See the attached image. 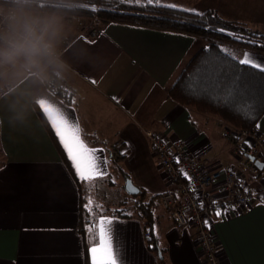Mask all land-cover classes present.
I'll use <instances>...</instances> for the list:
<instances>
[{"label": "crops", "instance_id": "obj_1", "mask_svg": "<svg viewBox=\"0 0 264 264\" xmlns=\"http://www.w3.org/2000/svg\"><path fill=\"white\" fill-rule=\"evenodd\" d=\"M170 4L194 12L214 9L222 17L250 27L264 25V0L159 3ZM9 8L0 6L4 11ZM33 13L59 18L61 28L54 41L59 57L51 63L46 58L41 61L46 71L18 63L0 69L6 86L0 95L5 160L0 166V264H86L87 260L91 264L90 239L85 241L79 232L81 191L50 126L53 110L77 121L88 146L102 150V159H107V175L97 181L94 190H86L79 182L85 207L96 191L103 194L106 206L100 208L114 221L124 264H162L150 247V236L145 235V219L123 216L141 191L145 200L158 195L151 234L163 248L167 264H205L193 228L179 225L161 205V196L173 185L159 165L145 129L161 132L171 144H185L205 160L208 171L228 168L242 157L227 136L231 123L182 105L168 94L206 42L183 32L120 22L98 24L99 31L93 36L79 28L80 16ZM222 49L237 60L247 52L264 63V53L249 47L224 43ZM50 77L68 89L70 103L50 88ZM256 127L264 142V113ZM113 168L124 178L123 192L118 194L109 193ZM128 177L139 187L138 194L125 190ZM244 183L255 192L254 203L221 211L220 216L214 213L208 219L224 264H264V177L246 176Z\"/></svg>", "mask_w": 264, "mask_h": 264}, {"label": "trees", "instance_id": "obj_2", "mask_svg": "<svg viewBox=\"0 0 264 264\" xmlns=\"http://www.w3.org/2000/svg\"><path fill=\"white\" fill-rule=\"evenodd\" d=\"M53 1L94 8L31 4L30 9L71 16L80 14L103 26L120 22L183 32L204 39L206 45L196 53L169 88V97L200 112L218 115L237 128L255 127L264 113V72L238 63L237 59L222 49V44L234 43L264 53V31L251 28L238 20L224 18L214 9L195 13L157 3L152 5H148L147 2L136 3L135 0ZM0 5L12 6V3L11 0H0ZM237 36L243 39H236ZM5 89V85L0 88V95ZM53 91L67 103L71 102L68 89L59 86ZM0 150L4 154L2 146ZM4 161L3 155L0 166ZM78 185L81 191L79 232L88 242L90 238L87 225L91 219L84 204L82 184L79 181ZM136 198L137 203L133 205L134 213L124 212L123 216L136 215L144 218L145 227L153 231L158 195L145 200L144 192L141 191ZM149 244L151 249L159 254L162 264H167L164 250L155 234H151ZM86 264H90L88 260Z\"/></svg>", "mask_w": 264, "mask_h": 264}, {"label": "built area", "instance_id": "obj_3", "mask_svg": "<svg viewBox=\"0 0 264 264\" xmlns=\"http://www.w3.org/2000/svg\"><path fill=\"white\" fill-rule=\"evenodd\" d=\"M32 4L62 5L53 0H33ZM2 21L0 30L6 28ZM96 30L97 27L92 26L90 33ZM52 57L56 60L58 54L54 51ZM29 68L34 69V66L30 65ZM47 80L53 90L61 86L57 78ZM145 135L150 140L159 165L167 171L173 185L161 196L162 207L172 214L179 225L193 228L194 240L205 264H224L218 255V244L208 219L217 211L240 209L254 203L255 192L246 186L244 177H264V167L256 164L257 161L264 163V142L257 127L227 132L229 140L240 150L242 157L228 168L211 171L207 170L205 160L191 153L185 144H171L161 132L151 128L145 129ZM185 172L187 177L183 174ZM145 235L151 236V231L146 230Z\"/></svg>", "mask_w": 264, "mask_h": 264}, {"label": "snow or ice", "instance_id": "obj_4", "mask_svg": "<svg viewBox=\"0 0 264 264\" xmlns=\"http://www.w3.org/2000/svg\"><path fill=\"white\" fill-rule=\"evenodd\" d=\"M135 2L139 3L140 0H135ZM154 2L159 4L160 0H147L148 5H152ZM166 6L170 8L177 7L175 4ZM184 11L194 12L195 10L184 9ZM220 31L224 30L220 29ZM235 38L243 39L239 36ZM238 63L254 67L258 71L264 72V63L256 61L250 53H244L243 58L239 59ZM49 120L50 126L65 151L77 180L86 185V190H94L97 187V181L107 175V159H102L100 155L102 150L88 146L82 138V130L79 123L70 118L65 112L53 110L49 114ZM183 174L186 177L188 175L186 172ZM129 188L133 192L137 191L131 185H129ZM262 203H264V200H262ZM86 208L90 215L93 212L97 213L92 216L88 227L91 264H124L121 248L113 226V219L103 215L99 205L93 208V200L91 197L86 201ZM216 215L220 216L221 212L217 211Z\"/></svg>", "mask_w": 264, "mask_h": 264}, {"label": "clouds", "instance_id": "obj_5", "mask_svg": "<svg viewBox=\"0 0 264 264\" xmlns=\"http://www.w3.org/2000/svg\"><path fill=\"white\" fill-rule=\"evenodd\" d=\"M7 12L0 9L6 28L0 30V66L14 65L21 58L32 66H38L54 52V41L61 22L56 16L34 14L33 0H11Z\"/></svg>", "mask_w": 264, "mask_h": 264}, {"label": "rangeland", "instance_id": "obj_6", "mask_svg": "<svg viewBox=\"0 0 264 264\" xmlns=\"http://www.w3.org/2000/svg\"><path fill=\"white\" fill-rule=\"evenodd\" d=\"M140 2H147V0H140ZM155 3V2H154ZM57 5H59V4H57ZM62 5H64V6H68V7H84V8H94L93 6H88V5H81V4H79V5H74V4H69V5H65V4H62ZM0 6H3V5H0ZM8 7H12V6H8ZM209 10V9H208ZM48 12L47 10H39V11H35V10H32V12H35V13H41V12ZM5 12H7V11H5ZM50 12V11H49ZM205 12V11H204ZM195 13H203V12H195ZM71 16V15H70ZM75 16V15H74ZM76 16H80V19H79V21H81V23L79 24V28H81V29H87L88 30V32L90 31V28H92V26H96L97 27V30L95 31V33H93L92 35L94 36L98 31H99V27H98V24L95 22V21H93L91 18H88V17H85V16H83V15H76ZM2 18H3V16L2 15H0V21H2ZM89 19V20H88ZM92 20V21H91ZM90 23V24H89ZM251 25V24H250ZM254 29H260V30H262L263 29V31H264V25H251ZM88 27V28H87ZM250 27V26H249ZM251 27V28H252ZM204 40V39H203ZM205 41V40H204ZM57 54H58V57H59V52H57V51H55ZM57 57V58H58ZM47 60H46V62H53V61H55V60H53V57L51 56V57H48V58H46ZM49 59V60H48ZM21 60H22V62H17L18 64H22L23 62H25L24 60H23V58H21ZM57 60V59H56ZM46 62H45V64H46ZM16 63V64H17ZM44 64V65H45ZM8 65H3V66H0V69L2 70L3 68H6ZM35 69H43V71H46V69L45 68H43V66L40 64V66L38 65V66H36V68ZM42 71V70H41ZM4 80V76L2 77V75L0 76V88H2L4 85H5V82L3 81ZM235 129H238L237 127H235V126H233V125H230L228 128H227V130H226V132H228V134L231 132V131H233V130H235ZM240 129V128H239ZM0 148H1V144H0ZM3 153L1 152V150H0V163H1V161L3 160ZM118 155H120V153H118ZM115 167V166H114ZM164 170V169H163ZM119 172H118V169H116V168H113V173H112V177H111V181H112V183H110V184H108L109 185V193L112 191V193L114 194V193H116V194H118L119 192H123V183L121 182L122 181V179H124L120 174H118ZM121 189V190H120ZM92 200H93V203L95 204V205H99L100 207H105L106 206V204H104L103 203V194L102 193H100V191H96L95 192V195L93 196V198H92ZM108 201H109V199H108ZM132 203H133V201L132 200H130ZM103 204H102V203ZM105 203H106V201H104ZM137 203V202H136ZM110 204H111V202H110ZM112 208H113V210H114V207L112 206ZM108 209V208H107ZM110 209V208H109ZM124 211H127V212H129V213H134V210H133V208H132V205H129V207H127V209L126 210H124Z\"/></svg>", "mask_w": 264, "mask_h": 264}, {"label": "water", "instance_id": "obj_7", "mask_svg": "<svg viewBox=\"0 0 264 264\" xmlns=\"http://www.w3.org/2000/svg\"><path fill=\"white\" fill-rule=\"evenodd\" d=\"M256 164H257L260 168H263V167H264V163H263V162H259V161H257ZM129 185H131V187H134L135 189H137V191H135V192L131 191L130 188H129ZM124 188H125V190H126L130 195H136V194H138V193L140 192L139 187H137V186L134 184L133 180H132L130 177H128V178L126 179V181H125V185H124Z\"/></svg>", "mask_w": 264, "mask_h": 264}]
</instances>
